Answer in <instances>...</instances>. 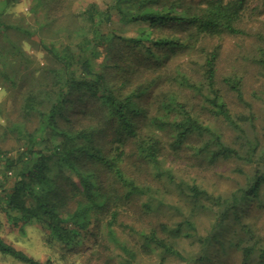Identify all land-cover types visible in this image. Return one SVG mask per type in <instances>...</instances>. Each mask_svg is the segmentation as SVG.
Masks as SVG:
<instances>
[{
    "label": "trees",
    "instance_id": "16d2710c",
    "mask_svg": "<svg viewBox=\"0 0 264 264\" xmlns=\"http://www.w3.org/2000/svg\"><path fill=\"white\" fill-rule=\"evenodd\" d=\"M248 1L111 0L77 11L79 0H28L25 28L21 15L7 20L20 0H0L11 104L0 143L14 140L0 146V253L52 264L8 239L37 227L65 254L99 240L124 257L105 264L155 253L181 264H264V114L258 129V113L234 111L233 101L252 108L244 78L219 75L220 45H207L243 34ZM253 60L264 75V50ZM176 160L191 177L176 174ZM229 162L235 186L209 188ZM125 217L140 221L127 236L117 230ZM183 241L195 249L180 250Z\"/></svg>",
    "mask_w": 264,
    "mask_h": 264
},
{
    "label": "rangeland",
    "instance_id": "374dc122",
    "mask_svg": "<svg viewBox=\"0 0 264 264\" xmlns=\"http://www.w3.org/2000/svg\"><path fill=\"white\" fill-rule=\"evenodd\" d=\"M90 2H96L100 5V7H104L106 4L110 3L111 0H79L75 10L79 11ZM19 5L9 9L7 20L8 22L16 21L17 16L21 15V19L24 17L25 20L22 21L24 24L23 26L27 28L33 22V17L28 13V0H20ZM239 27L242 29L243 34L235 37L227 35L223 37H216L210 39L207 45H220L221 55L218 66L219 75L222 74V76H224L236 73L244 78L245 99L248 104H251L252 108L237 105L234 101L232 107L234 108V111L238 112L247 113L251 109L253 112L258 113L259 119L256 121V128L260 129L263 125L261 124V117H263L264 114V75L260 74L259 68L254 63L253 59L256 58L260 50H264V0L248 1L242 19L239 23ZM129 28L130 27H128V29ZM128 33L129 35H133L131 30L127 32V34ZM2 82V79H0V113L4 109L11 106L10 102H8V91L3 87ZM13 142L14 140L12 138H7L5 142L0 143V146L2 149L6 150L10 148ZM182 162V160H176L175 162L170 161L169 165L172 164L177 175L188 179L193 173H190L189 169L183 168L186 164L184 162L183 164ZM234 167L235 165L232 162L220 165L218 171L220 178H222L214 185L212 183L213 180L207 181L209 188H215L216 191L218 190V192L220 191L222 193L230 191L235 186L234 184H236L233 177H237L236 182L239 178L237 173H233ZM121 220V226L117 227L119 235H121V233H125L126 236L128 235V232L125 229L126 225L138 227L140 224V221L134 222L130 218L126 217ZM263 223L264 219L259 221L260 225ZM1 228L4 233L7 232L6 225L3 224ZM10 236L13 238L12 241L17 244V247L25 251L28 255L41 261L50 259L52 264H105L107 256H111L117 260L124 259V257L121 256L120 251L118 254L114 253L113 247L109 250L104 247L97 246L99 240L96 246H94L92 240H89L86 242L87 244L77 247L76 249H80L78 252L86 251L84 253H80L78 256H74L72 253L65 254L64 250L61 251L59 247L48 248V246L44 244L42 234L37 227L26 229L25 234L22 235L15 231L14 234L12 233L8 236V239H10ZM121 238H125L124 235H122ZM128 242L130 246H137L133 239H130ZM90 248L91 250L89 251L85 250ZM179 248L187 253L194 247L189 242L183 241L180 242ZM97 252L101 253V259L96 257ZM164 259L165 260H161V255L155 253L153 255H141L138 261L140 264H181L178 259L173 257H165ZM0 264L24 263L0 253ZM110 264H115V261H112Z\"/></svg>",
    "mask_w": 264,
    "mask_h": 264
}]
</instances>
